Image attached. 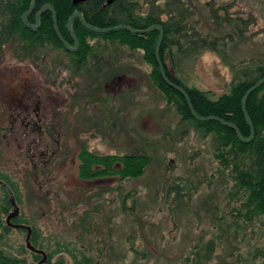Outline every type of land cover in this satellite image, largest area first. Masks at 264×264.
<instances>
[{"label": "rangeland", "instance_id": "1", "mask_svg": "<svg viewBox=\"0 0 264 264\" xmlns=\"http://www.w3.org/2000/svg\"><path fill=\"white\" fill-rule=\"evenodd\" d=\"M237 1L252 5L256 24L248 39L230 44L222 55L202 51L173 56L175 75L211 99L228 91L236 68L264 53V7ZM87 41L93 54L79 64L73 51L49 43L35 46L19 36L0 51V180L7 185V177L15 188L16 221L38 231L36 248L54 260L61 253L54 252L67 245L76 253L84 251L88 264H198L197 252L205 255L212 240L214 248L202 264H253L248 239L254 228L244 222L229 225L236 203L227 198L229 168L223 169L215 157L217 134L204 133L166 103L149 78L151 68L141 51L116 52L100 38ZM114 51L125 77L116 89L96 71L112 62ZM22 87L25 97L19 98ZM17 100L27 110L14 106ZM24 117L51 126L55 136L59 132L61 152L50 157L55 136L40 137L28 129L22 137ZM11 125L13 135L3 130ZM32 140L40 146L29 151ZM83 145L97 154L144 153L149 162L134 179L80 181L77 165ZM7 186L0 184V249L36 264L40 258L34 259L36 253L25 247L26 230L5 223L12 211L9 202L3 212L10 197Z\"/></svg>", "mask_w": 264, "mask_h": 264}, {"label": "trees", "instance_id": "2", "mask_svg": "<svg viewBox=\"0 0 264 264\" xmlns=\"http://www.w3.org/2000/svg\"><path fill=\"white\" fill-rule=\"evenodd\" d=\"M44 3H49L54 8L57 30L69 45H73V42L66 29V23L75 11H80L88 24L99 28L127 25L134 29H143L151 25H160L163 35L159 46V58L167 79L185 90L197 115L219 117L225 122L235 124L241 137L250 136L249 127L241 110V99L250 86L264 77V53L262 57H256L236 68L228 91L216 99H211L205 91L197 87L183 83L175 75L172 64L175 53L183 57L198 56L202 51H213L222 55L230 44L248 39L256 19L250 10L252 5L247 1L239 6L237 0L235 3L218 0H114L109 4L107 0H85L76 4L73 0H36L32 13L26 15L28 23H34V12ZM251 3L264 7V0H251ZM30 4L31 0H0V51L3 44L12 41L15 36L27 39L35 46L49 43L68 51L53 31L49 9L44 10L40 15L39 28L35 31L28 29L21 22V15ZM71 26L79 43L76 51L70 52L76 57L75 63H83L89 54H93L94 48L87 41L89 37L100 38L111 43L114 46L112 49L116 52L122 48L128 51H141L142 59L151 68L149 78L162 93L166 103L174 105L182 119L193 120L196 127L204 133L217 134L220 139V148L215 157L224 167L223 169L229 168L228 175L232 184L227 192V198L236 203L230 209L234 216L229 225L233 223L239 226L244 222L246 227L250 226L254 229L256 227L255 230L250 231L251 237L248 239L252 250L250 260L253 264H264V242H260L261 239L264 240V82L253 90L245 101V110L253 125L254 136L250 141L242 142L230 127L215 120L201 121L193 118L181 94L165 83L154 54L159 35L158 28L141 34L125 29L98 33L84 28L77 18L73 19ZM261 32L264 33V28ZM116 52L111 63H106L104 67H99L101 70H96L104 74V78H107L105 81L111 80L114 74L121 70L116 62V56H119ZM104 57L107 58L106 55ZM230 66L232 68L231 64ZM78 160L80 161L78 165L80 178L90 179L111 175L116 176V180L119 181L140 177L149 162L148 156L144 153L97 156L84 145L79 150ZM101 164L105 168L96 171L93 166ZM0 178L4 176L0 175ZM222 178L224 180L223 176ZM5 180L13 190L10 189L12 194L16 193L7 177ZM8 207L9 202L4 201V213L7 212ZM1 226L4 231L8 230L7 226ZM31 228L30 241L32 245H36L38 231ZM221 237L222 235H218L219 239ZM206 245L205 255L197 252L198 264L207 260L214 248L212 240H209ZM21 249L25 251L24 248ZM75 250L76 248H69L67 245L59 247L54 253L60 251V256L53 260L52 254L47 253V259L43 264H67L66 257L71 259V264H88L89 259L85 257L84 251L76 253ZM33 258L38 260L40 256L33 254ZM0 264L27 263L24 259H19L0 249Z\"/></svg>", "mask_w": 264, "mask_h": 264}, {"label": "water", "instance_id": "3", "mask_svg": "<svg viewBox=\"0 0 264 264\" xmlns=\"http://www.w3.org/2000/svg\"><path fill=\"white\" fill-rule=\"evenodd\" d=\"M82 1H85V0H73V3L76 4L78 2H82ZM114 0H107V4L113 2ZM35 2L36 0H31V4L29 6V8L23 12V14L21 15V22L29 29L31 30H35L37 29L38 27V18H39V15L42 13V11L44 9H49L50 12H51V18H52V24H53V31L55 33V35L57 36V38L60 40V42L65 46V48L69 51H75L78 47V40H77V37L72 29V21L74 18H77V20L79 21V23L86 29L90 30V31H93V32H98V33H101V32H108V31H113V30H118V29H125V30H128L129 32H132V33H145V32H148L150 31L151 29L153 28H158L159 29V35H158V38H157V42H156V45H155V50H154V54H155V58H156V61H157V65H158V68H159V71H160V74H161V77L163 78V80L165 81V83L174 88L175 90H177L181 96L184 98L185 100V103L188 107V111L190 113V115L197 119V120H201V121H207V120H215L219 123H221L222 125L224 126H227V127H230L231 129H233L235 135L237 136V138L242 141V142H248L250 141L253 136H254V128H253V125L251 124L249 118H248V115L246 113V110H245V101L247 99V97L249 96V94L255 90L260 84H262L264 82V77L261 78L260 80H258L255 84H253L252 86H250L248 88V90L244 93L242 99H241V110H242V114H243V117H244V120L246 122V124L248 125L249 127V131H250V136L248 138H243L241 137L240 133H239V130L238 128L236 127L235 124L231 123V122H225L223 121L221 118L219 117H216V116H213V115H210V116H199L195 113L194 109L192 108L191 106V103L189 101V98L185 92V90L173 83L172 81H170L169 79H167L166 75L164 74V70H163V66H162V63H161V60L159 59V55H158V52H159V46H160V43H161V40H162V35H163V30H162V27L160 25H151L147 28H143V29H134V28H131L127 25H114V26H110V27H106V28H99V27H95V26H92L90 24H88L84 18L82 17L80 11H75L73 12L68 20H67V23H66V29L67 31L69 32L71 38H72V41H73V46H70L59 34L58 30H57V23H56V16H55V11H54V8L49 4V3H46L44 4L41 9L36 13L35 15V24L34 25H31L30 23H28L26 21V15L29 14L33 8H34V5H35ZM0 184L3 185V186H6V184L0 180ZM9 194H10V197H9V202L12 206V211L9 212L6 216V220H5V223L9 226V227H13V228H17V229H25L26 230V235H25V247L30 250L31 252H34V253H37L39 255H41V258L38 260V262L36 264H43L46 259H47V254L44 250L42 249H38L36 247H34L32 244H31V241H30V236H31V232H32V228L31 226L27 225V224H15V223H11L10 222V219L15 217L16 215H18V207L15 203V199L12 195V192L9 190ZM263 200H264V192H263Z\"/></svg>", "mask_w": 264, "mask_h": 264}, {"label": "flooded vegetation", "instance_id": "4", "mask_svg": "<svg viewBox=\"0 0 264 264\" xmlns=\"http://www.w3.org/2000/svg\"><path fill=\"white\" fill-rule=\"evenodd\" d=\"M83 2V1H82ZM78 3H80V2H78ZM44 4H46V3H44ZM43 4V5H44ZM42 5V6H43ZM41 6V7H42ZM41 7L38 9V10H36L35 12H34V23L33 24H31V25H34L35 24V15H36V13L41 9ZM34 9V8H33ZM44 10H46V9H44ZM43 10V11H44ZM33 11V10H32ZM32 11L30 12V13H32ZM43 11H42V13H43ZM29 13V14H30ZM41 13V14H42ZM40 14V15H41ZM40 15H39V17H40ZM51 20H52V18H51ZM39 28V18H38V27H37V29ZM29 29V28H28ZM37 29H35V30H37ZM31 30V29H30ZM35 30H32V31H35ZM69 33V32H68ZM70 35V34H69ZM77 37V36H76ZM70 38H71V36H70ZM71 40H72V38H71ZM60 41V40H59ZM73 42V41H72ZM76 51V50H75ZM74 52V51H73ZM109 57V56H108ZM111 59V58H110ZM120 72V71H119ZM117 73L115 76H113L112 77V79L111 80H108V81H105L106 82V84L107 83H109V85H111V87L113 88V89H116V88H119V87H121L122 85H123V83L125 82V77L123 76L124 74L121 72V73ZM24 91V87H22V96H20L19 98H21V97H25V92H23ZM18 97V96H17ZM26 97H29V95L27 94L26 95ZM21 100V99H20ZM20 100H17L16 102V105H14V106H16V107H21V108H23V111H25V110H27V106H26V104L24 103V102H21ZM18 104V105H17ZM18 116V115H17ZM11 118L13 119L11 122H12V124H13V122H14V119H16L14 116H13V114H12V116H11ZM19 120V119H18ZM21 121V127H23L22 129V131H21V135H22V137H27L28 136V132H27V130L28 129H30L32 132H34V133H38L39 135H40V137H42L43 135L45 136V137H48V138H52V137H54L55 135H54V130H52V127L51 126H44V127H42V126H40V125H38V121L37 120H30V121H27V120H25V117H24V119H22V120H20ZM3 130L4 131H7L10 135H13L14 134V132L16 131L15 129H14V125H11L9 128H3ZM5 135L7 136V133H5ZM15 139L17 140V137H15ZM53 141L55 142V145H56V148L52 151V153H50V157H52V156H54V153H60L61 151H60V149L62 148V146H61V144H60V133L59 132H56V136H55V138L53 139ZM31 146H35V147H37V148H39V146H40V143H39V140H32V141H29L28 142V145H27V147H28V150L30 151L31 149H30V147ZM49 149L46 147V150H44V152L43 153H46V151H48ZM90 151V150H89ZM40 152V151H39ZM92 152V151H91ZM42 152H40V154H41ZM92 153H94L95 155H97V156H105V154H97V153H95V152H92ZM106 155H117V154H106ZM123 155V154H122ZM34 156V155H33ZM50 157L48 158V162H50ZM47 159H46V161L44 162V164L46 165L47 163ZM80 164V161L78 160V165ZM78 165H77V172H78ZM117 165V163L115 164V166ZM94 168H96V171H101V170H103L104 168H105V166L104 165H94L93 166ZM77 176H78V173H77ZM78 178H79V180L80 181H85V182H90V181H100V180H106V179H108V178H111V179H113L114 181L117 179V177H115V176H109V175H105V176H97V177H93V178H90V179H82V178H80L79 176H78ZM100 179V180H99ZM6 184V183H5ZM4 187H8L7 185L6 186H4ZM8 189V188H7ZM11 191V190H10ZM13 195V194H12ZM9 196H10V194H9ZM14 197V196H13ZM8 202H9V199H8ZM9 212H7V214H8ZM7 214H6V216H7ZM17 218H18V215H16L15 217H13V218H11L10 219V222L11 223H15V224H21L22 222H17L16 220H17ZM23 224V223H22ZM34 247H37V246H35V245H33ZM39 249V248H38ZM37 254V253H36ZM37 255H39V254H37ZM40 256V258H41V255H39Z\"/></svg>", "mask_w": 264, "mask_h": 264}]
</instances>
